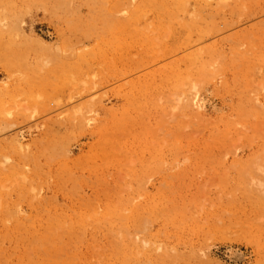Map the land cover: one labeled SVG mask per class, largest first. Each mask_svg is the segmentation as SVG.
<instances>
[{"label": "rangeland", "instance_id": "obj_1", "mask_svg": "<svg viewBox=\"0 0 264 264\" xmlns=\"http://www.w3.org/2000/svg\"><path fill=\"white\" fill-rule=\"evenodd\" d=\"M0 80V264H264V0H0Z\"/></svg>", "mask_w": 264, "mask_h": 264}, {"label": "bare ground", "instance_id": "obj_2", "mask_svg": "<svg viewBox=\"0 0 264 264\" xmlns=\"http://www.w3.org/2000/svg\"><path fill=\"white\" fill-rule=\"evenodd\" d=\"M40 41H41L43 44H45V45H49V44H50V43H49L47 40H45V39H41V38H40ZM3 82H4V81H3ZM5 83H7V82L5 81ZM1 86H2V81H0V87H1ZM40 95H41V94H40ZM180 100H181V98H178V101H179V102H180ZM22 107H23L24 110L29 111V110L32 109V104L29 103V102H27V101H25V102L22 104ZM34 110H35V109H34ZM177 111H178V106H176V107L174 108L173 118L176 116L175 114L177 113ZM35 112H36V110H35ZM9 114L11 115L12 112H10ZM23 179H24V180L27 179V176H24ZM261 185L264 186V180L261 181ZM229 257H230V259H231L232 261H234V262H238V263L241 262V263H242V262L248 260L250 256H249V253H248L246 250H244L243 248H241V247H237V246H234V247H231V248L229 249Z\"/></svg>", "mask_w": 264, "mask_h": 264}, {"label": "crops", "instance_id": "obj_3", "mask_svg": "<svg viewBox=\"0 0 264 264\" xmlns=\"http://www.w3.org/2000/svg\"><path fill=\"white\" fill-rule=\"evenodd\" d=\"M1 81V80H0Z\"/></svg>", "mask_w": 264, "mask_h": 264}]
</instances>
